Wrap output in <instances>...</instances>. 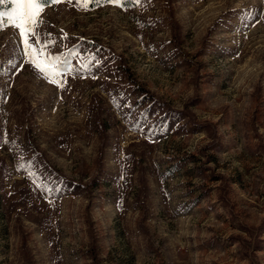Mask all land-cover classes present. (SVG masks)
<instances>
[{
  "label": "rangeland",
  "instance_id": "374dc122",
  "mask_svg": "<svg viewBox=\"0 0 264 264\" xmlns=\"http://www.w3.org/2000/svg\"><path fill=\"white\" fill-rule=\"evenodd\" d=\"M121 3L43 6L59 87L0 30V264H264V0Z\"/></svg>",
  "mask_w": 264,
  "mask_h": 264
},
{
  "label": "snow or ice",
  "instance_id": "6c2138e0",
  "mask_svg": "<svg viewBox=\"0 0 264 264\" xmlns=\"http://www.w3.org/2000/svg\"><path fill=\"white\" fill-rule=\"evenodd\" d=\"M60 0H0V7L6 6L5 11H0V30H3L5 24L18 29L25 45L24 53L30 57L29 64L43 75L49 82L62 85V77L68 69L61 67V57L46 53L48 47H54L50 44H40L36 47L30 42L28 37H33L35 41H40V35L36 31L37 27L43 23L38 19L43 6L53 5ZM100 4L101 0H93ZM104 4H114L125 7L121 0H103ZM140 0H126V4H139ZM88 0H83V6H87ZM42 61V62H41ZM66 64L67 61H64Z\"/></svg>",
  "mask_w": 264,
  "mask_h": 264
}]
</instances>
